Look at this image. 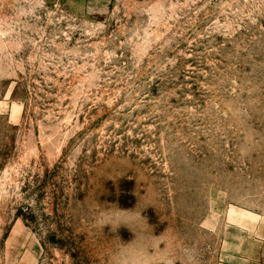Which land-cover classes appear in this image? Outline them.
Listing matches in <instances>:
<instances>
[{
    "label": "rangeland",
    "instance_id": "1",
    "mask_svg": "<svg viewBox=\"0 0 264 264\" xmlns=\"http://www.w3.org/2000/svg\"><path fill=\"white\" fill-rule=\"evenodd\" d=\"M98 201L264 264V0H0V264H112Z\"/></svg>",
    "mask_w": 264,
    "mask_h": 264
},
{
    "label": "clouds",
    "instance_id": "2",
    "mask_svg": "<svg viewBox=\"0 0 264 264\" xmlns=\"http://www.w3.org/2000/svg\"><path fill=\"white\" fill-rule=\"evenodd\" d=\"M140 220H143L147 227L141 228L138 235L131 225H138ZM94 222L101 230L110 226L111 231L116 233L121 226H126L134 233V239L127 243L116 236L120 243L112 254V264H180L181 259L184 264H196L192 248H170V239L164 238L167 230L160 235H154L153 228L141 215V211L137 213L136 208L126 210L114 203L101 204L98 201Z\"/></svg>",
    "mask_w": 264,
    "mask_h": 264
},
{
    "label": "trees",
    "instance_id": "3",
    "mask_svg": "<svg viewBox=\"0 0 264 264\" xmlns=\"http://www.w3.org/2000/svg\"><path fill=\"white\" fill-rule=\"evenodd\" d=\"M24 221H26V223H28V224H30V225H32L33 223H34V221L31 219H28V218H24Z\"/></svg>",
    "mask_w": 264,
    "mask_h": 264
}]
</instances>
